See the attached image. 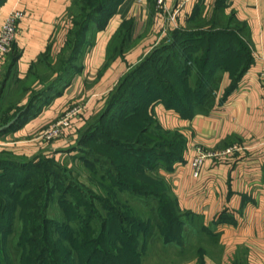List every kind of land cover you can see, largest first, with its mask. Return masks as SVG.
<instances>
[{
    "label": "crops",
    "instance_id": "0c3cea01",
    "mask_svg": "<svg viewBox=\"0 0 264 264\" xmlns=\"http://www.w3.org/2000/svg\"><path fill=\"white\" fill-rule=\"evenodd\" d=\"M157 1L126 0L121 3L107 28L97 33L94 46L84 57L82 71L40 114L4 135L5 139L0 137V151L31 158L47 150L46 143H41L37 137L67 106L78 102L79 97V100H87V112L94 114L100 110L106 96L129 69L153 46L169 39L174 27L168 16L184 0H166L167 14L159 11ZM72 3L73 0L0 2V29L12 11L24 13L18 39L0 73L3 101L15 98L22 90L20 84L27 83L26 92L29 91L31 68L51 41L54 40L57 47L62 42L65 31H59L61 20ZM216 5H225L226 14L233 13L246 24L253 58L250 68L228 96L226 90L232 80L229 72L223 73L218 93L222 103L209 115L184 118L162 104L155 107L162 127L178 130L187 139L183 161L176 163L173 172L165 175L170 179L179 206L201 217L205 224L216 227L220 239L215 243L196 244L201 250L216 247V251L181 264H264V0H189L177 22L187 27L198 10L206 17ZM125 21L133 24L128 42L132 45L123 56L108 63L109 43ZM26 95L18 97V102L26 104ZM65 143L61 140L52 144L50 149L55 157L65 148ZM8 144L11 147H4ZM232 146H239L241 150L231 155L222 154ZM200 152H219V156L207 157L201 175L196 178L191 162Z\"/></svg>",
    "mask_w": 264,
    "mask_h": 264
},
{
    "label": "trees",
    "instance_id": "16d2710c",
    "mask_svg": "<svg viewBox=\"0 0 264 264\" xmlns=\"http://www.w3.org/2000/svg\"><path fill=\"white\" fill-rule=\"evenodd\" d=\"M2 1L0 0V2ZM124 1L126 0H73L72 5L61 20V26L64 27L65 31L63 40L58 47L55 46L56 42L54 40L51 41L39 61L32 66L29 74L32 86L29 91L26 92L27 83L20 84L22 90L17 92V94L14 93L17 99L15 97L8 101L2 100L4 89L0 91V126L7 124L18 113L23 112L16 125L0 134V137L22 127L28 119L40 114L54 97L63 93L72 78L82 71L84 57L87 54L86 52L94 46L97 33L107 28L111 18ZM199 11L201 10L196 12L195 17L192 18L187 27L180 26L171 30L169 39L160 41L157 44L159 46L158 49L152 55H149V58L143 63H137L140 64L138 67L135 68L137 64L132 66L120 79L118 85L110 92V100L108 99L103 113L105 118L110 116L113 122L121 120L122 117L129 118L136 115L142 118V120L137 121V142L139 144L127 146L129 154L134 155L136 153L135 156L139 160V170L142 172H146L148 168H153L159 172L160 170H164L167 173L173 172L174 165L183 161L187 146V139L184 134L178 130H166L163 128L155 114H151L150 109L148 110L147 103L151 101V104L154 103L152 100L156 101L159 99L157 101L159 103H155L165 105L167 109L176 111L184 118H191L195 115H209L217 105L222 103V100H218L217 93L220 89L219 84L222 81L223 73L225 71L229 72L232 80L231 86L226 90V96H228L247 73L253 61L247 42L249 31L244 22L240 21L233 13L226 14L225 5H216L213 12L204 18L199 16ZM221 19H224L225 22H222ZM132 30L133 24L130 21H125L120 26L118 32L109 43L107 51L108 63H111L119 56H123L128 49L127 47L132 45L128 44ZM165 54L166 58L161 62V67L158 66L160 70L155 69L153 78L145 76L148 77L150 86L146 85L144 79L136 77L138 76L136 72L144 73L149 69L151 70L153 65L150 66V64H153L155 60L161 59ZM133 68H135L134 71L130 72ZM166 71L171 73L177 81V88L173 85L169 86L167 82L172 80L168 79L167 76L165 78L162 76L167 74ZM165 79L167 81H164ZM115 90L116 92L114 93ZM132 90L136 93L138 102L133 103L131 98L127 97L129 91ZM159 90L158 97L156 94ZM162 90H171V93H162ZM26 93L27 103H19L18 97H22ZM152 125H155L154 128L163 133V137L168 140L156 141L155 135H151ZM150 143H157V147L161 150L158 151L150 147ZM9 154H0V180L13 184L16 191H14L15 194L8 192V195L14 200L13 203L0 196V217L7 218L9 227L4 228V230H9L10 234L13 235L9 244L14 251L19 252L23 244L21 242L16 243V240H14L19 232V227L14 226L17 216L13 210H16V207H24L25 200L22 192H19L21 191V186H19L18 182L20 177H18L16 172H18L17 170H23L24 173L22 174H28L27 176L31 180L32 174L29 172L32 169L39 168L41 164L27 161L28 157L23 156L14 155L16 160L8 159L7 157H10ZM23 158L26 160L24 161ZM10 171L12 172L10 173ZM35 177L37 178V176ZM20 180L22 181L23 179ZM162 180V189H167L166 196H170V199H172L174 210L182 213L183 210L180 208L177 198L173 197L171 186L168 185L165 178ZM144 185V191L137 190L125 182H123L122 188L125 190H137L144 197H155L160 199L161 203H165V200L162 201V196L165 193L160 194L155 190L147 191L149 188L147 183L145 182ZM52 191L50 190V192ZM161 207L167 211L166 204ZM37 212L36 210V214ZM183 212L182 214L186 216L199 217L191 212ZM7 213L9 214L7 215ZM118 214L119 211L116 215ZM38 216H40L39 213L35 217L34 225L36 228L44 230L42 232L44 233V241H46V239H50L54 235L55 230L52 229L53 225L46 230L45 224L47 225L49 220L45 216L42 218ZM84 225L88 230L86 231V228L84 230L81 229L77 236L72 234L66 236L64 240L69 242V244L65 245L64 241H62L59 250L53 249L51 246L47 247L46 244L40 242L43 247L34 264H94L97 254H104L105 249L90 246L94 239L92 236L93 232L90 231L89 218H87ZM102 225L103 228L98 239L101 244L107 235L106 223ZM203 230L207 229L203 228ZM2 240V237H0V248H2ZM29 240L38 242L35 238H29ZM168 244L171 245L173 243L168 241L166 245ZM121 250L125 251L126 249L122 248L118 251ZM61 252L62 257H59ZM130 252L132 251L130 250ZM112 257L113 261L116 260L114 261L116 262L115 264L124 263L122 257L113 254L111 255ZM109 258L110 256L102 257L98 264H112L111 262L109 263Z\"/></svg>",
    "mask_w": 264,
    "mask_h": 264
},
{
    "label": "rangeland",
    "instance_id": "374dc122",
    "mask_svg": "<svg viewBox=\"0 0 264 264\" xmlns=\"http://www.w3.org/2000/svg\"><path fill=\"white\" fill-rule=\"evenodd\" d=\"M199 16H202V11H199ZM221 21L225 22L224 19ZM61 30H64V27L61 26L59 31ZM158 47V45L153 46L138 63L141 64L147 60L149 55H152ZM177 51L180 52L179 49ZM165 58L166 54L161 59L155 60L153 64L148 63L150 66L153 65L151 70L149 69L144 73L136 72L138 74L136 77L144 79L146 85L150 86L147 78H153L155 69L160 70L161 62ZM140 64H137L135 68ZM169 67L171 66L169 65ZM135 68L130 72L134 71ZM166 72L167 74L162 76L170 78L172 81L167 82L169 86L173 85L177 88V81L171 73ZM134 91H129L127 94L133 103L138 102ZM161 92L168 94L171 93V90H162ZM159 93L160 90L156 94L158 97ZM109 96L110 93L106 96L101 109L94 114L87 112V100H79L81 98L79 97L78 102L67 106L58 119L48 125L37 137L38 141L46 143L47 150L38 153L31 159L27 158V161L41 164L39 168L29 172L32 174L33 180L32 178L29 180L28 174H22L24 173L23 170L16 172L18 177L23 179L22 181L19 179L18 182L21 186L19 192H22L24 196L25 206L16 207V210H13L17 216L14 226L19 227V232L14 240L23 245L19 252L12 249L9 243L13 235L10 234L9 230H4V228L9 227L7 218L0 217V237L3 239L2 248H0V264L36 263L38 254L43 247L40 242L46 244L47 247L51 246L53 249L59 250L62 241L65 245L69 244L64 240L66 236L70 234L77 236L81 229L86 228L84 224L87 218L90 219V231L93 232L94 239L90 246L105 249L104 254H97L94 264H98L99 260L105 256H110L109 263L115 264L114 261L116 260L113 261L112 254L122 257L124 259L123 264H139V262L141 264H168L170 262L181 264L201 257L203 253L216 251V247L211 250H201L200 246L196 245L202 242H218L220 239L216 227L205 224L201 217L186 216L182 214L183 211L181 213L174 210L172 199L170 196H166L167 189H162L163 178L171 186L170 179L165 176L167 172L164 170L159 172L153 168H148L146 172L139 170V160L135 156L136 153L133 152L134 155L129 154L127 146L139 144L137 142V121L142 120V118H139V115L129 118L122 117L121 120L114 122L110 116L105 118L103 113L108 99L110 100ZM158 100H152L154 103L151 104V101L147 103L148 110L150 109L149 111L151 114H155V117H157L155 107L159 105L157 104L159 103ZM163 106L165 107V105ZM73 119L76 121L72 122ZM64 120L67 123L62 128L60 125V131L56 135L54 127ZM154 127L155 125H152L151 135H155V140H166L163 133ZM4 137L1 138L5 139ZM61 140L66 141L65 148H62L59 156L55 157V152L50 148L53 143ZM9 145L4 147H11ZM149 145L155 150H161L157 147V143H150ZM1 153L10 152L0 151ZM214 153L219 154V152H213L208 155ZM9 155L8 159L16 160L15 154L10 153ZM210 157L217 158V156ZM123 182L129 183L130 186L141 191L145 190L144 183L146 182L149 187L147 191L155 190L160 194L165 193L162 196V201L165 200V203H161V200L155 197H144L137 190H125L122 188ZM14 187L13 184L0 180V196L13 203L14 200L8 195V192L15 194L16 189ZM50 190L53 191L50 192ZM173 195L176 199L174 193ZM165 204L167 211L161 207ZM36 210L38 211L37 214L40 215L38 217L45 216L49 220L47 225L45 224L46 230L50 229L52 225V229L55 230L54 235L46 241H44L43 236L44 230L36 228L34 225L37 216ZM118 211L120 216L119 214L116 215ZM104 223H106L107 235L101 244L98 239ZM203 228H206L205 231L207 232ZM29 238H35L38 242H32ZM168 241L173 244L166 245ZM122 248L126 250L118 251ZM130 250L132 252L129 253ZM59 257H62V252Z\"/></svg>",
    "mask_w": 264,
    "mask_h": 264
},
{
    "label": "built area",
    "instance_id": "2783aa9c",
    "mask_svg": "<svg viewBox=\"0 0 264 264\" xmlns=\"http://www.w3.org/2000/svg\"><path fill=\"white\" fill-rule=\"evenodd\" d=\"M188 1L189 0L182 1L181 4L177 7V9L172 14H169L168 17L174 29L180 27V25L177 22V19H178L180 12L184 8L185 3ZM158 7L161 11H163V13L165 12L167 14L168 11L166 9V0H158ZM23 17H24V13L22 11H19V10L12 11L8 15L7 19L5 20V22L3 23L0 29V73L2 72L4 68L8 55L11 53L14 45L16 44V41L19 35V25ZM69 116L71 117L72 115H69ZM66 123H67L66 120H64L63 122H59V124L54 127L55 128L54 132L56 133V135H58L60 131L59 129L60 125L62 128V126H64ZM239 150H241V147L234 146V147L226 149L222 154L231 155ZM217 155L219 154L214 153V154L208 155L203 152H200L199 155H197L191 162L194 177L198 178L201 175V171H202L205 159L207 157L217 156Z\"/></svg>",
    "mask_w": 264,
    "mask_h": 264
},
{
    "label": "water",
    "instance_id": "95a60500",
    "mask_svg": "<svg viewBox=\"0 0 264 264\" xmlns=\"http://www.w3.org/2000/svg\"><path fill=\"white\" fill-rule=\"evenodd\" d=\"M22 113H18L17 116L12 119L10 122H8L7 124L0 126V134L6 132L7 130L11 129L14 125H16V123L20 120Z\"/></svg>",
    "mask_w": 264,
    "mask_h": 264
}]
</instances>
